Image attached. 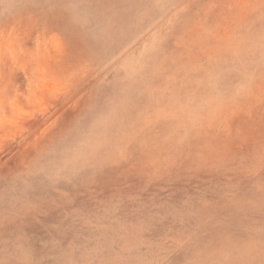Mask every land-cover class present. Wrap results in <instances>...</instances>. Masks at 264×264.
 <instances>
[{
	"label": "rangeland",
	"instance_id": "obj_1",
	"mask_svg": "<svg viewBox=\"0 0 264 264\" xmlns=\"http://www.w3.org/2000/svg\"><path fill=\"white\" fill-rule=\"evenodd\" d=\"M0 264H264V0H0Z\"/></svg>",
	"mask_w": 264,
	"mask_h": 264
}]
</instances>
